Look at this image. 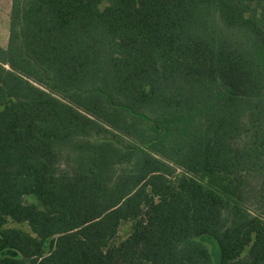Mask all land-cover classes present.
I'll return each mask as SVG.
<instances>
[{"label":"trees","instance_id":"16d2710c","mask_svg":"<svg viewBox=\"0 0 264 264\" xmlns=\"http://www.w3.org/2000/svg\"><path fill=\"white\" fill-rule=\"evenodd\" d=\"M0 264H264V0H12Z\"/></svg>","mask_w":264,"mask_h":264},{"label":"rangeland","instance_id":"374dc122","mask_svg":"<svg viewBox=\"0 0 264 264\" xmlns=\"http://www.w3.org/2000/svg\"><path fill=\"white\" fill-rule=\"evenodd\" d=\"M11 4H12V0H0V46L1 47H6L8 45ZM121 234H123V232ZM206 239L208 246L212 251L214 260L218 262L219 248L216 242L210 238H206Z\"/></svg>","mask_w":264,"mask_h":264}]
</instances>
